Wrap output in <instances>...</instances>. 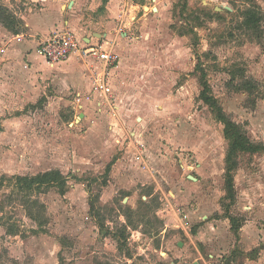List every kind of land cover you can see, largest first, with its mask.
Masks as SVG:
<instances>
[{
	"label": "rangeland",
	"instance_id": "374dc122",
	"mask_svg": "<svg viewBox=\"0 0 264 264\" xmlns=\"http://www.w3.org/2000/svg\"><path fill=\"white\" fill-rule=\"evenodd\" d=\"M111 1L123 10L115 21L121 50L114 94L95 95L90 109L99 119L95 101L121 107L124 133L138 134L153 155L152 180L111 135L101 143L82 127L73 131L68 123L83 109L52 108L47 98L55 86L36 85L31 61L0 53V176L57 170L68 178L65 194L52 188L41 196L48 234L34 235L21 206L6 204L5 220L21 233L9 235L0 225V264H264V151L239 155L228 204V142L200 84L204 74L226 115L264 146V0ZM249 5L263 14L261 40L242 27ZM245 79L258 84L255 93L241 89ZM92 91L93 80L85 93ZM9 191L0 189V201ZM92 200L108 233L90 213ZM121 205L134 210L130 221L137 226L128 229L123 249L114 238L127 224ZM178 216L182 226H164Z\"/></svg>",
	"mask_w": 264,
	"mask_h": 264
},
{
	"label": "crops",
	"instance_id": "0c3cea01",
	"mask_svg": "<svg viewBox=\"0 0 264 264\" xmlns=\"http://www.w3.org/2000/svg\"><path fill=\"white\" fill-rule=\"evenodd\" d=\"M0 6L8 8L19 21L14 30L0 25V45L2 47L0 53L13 59L12 61L16 59L31 61L34 67L31 71L33 77L30 78H34L36 85L55 86V95L47 98L52 108L54 106L61 110L60 105L68 103L76 106L73 110L83 109L82 113L77 114L74 120L68 123L69 127L73 131L78 129L77 127H82L87 138L94 135V139L101 143L107 141L108 136L111 135L115 139L116 146L120 147V153L130 156L143 172L144 179L147 182L151 181L150 172L153 171L155 163L152 160L153 155L149 156L150 152L146 145L139 140L138 134L124 133L122 118L119 116L121 107L112 103L114 106L111 109V104L95 101V107L100 113H103L99 119L93 116L90 109V103H93L92 99L97 94L110 100L113 98L112 76L120 63V57L116 50H121L120 43L117 45L115 21L118 19V15L123 13V10L114 8L111 0L109 2H105V0H0ZM67 31L77 36L82 47L103 44L104 50H111L118 55V63L105 71L103 61L93 56L83 58L80 54H73L67 60L59 63H49L39 53V45L51 36ZM116 46L117 48H115ZM103 75H105L110 88L108 94L95 90V81L102 78ZM92 80V93H85L89 90ZM60 93H71L74 94V97L64 99ZM109 109L110 114L107 115L106 110ZM81 114L83 117L78 119ZM138 157H141V160H137ZM119 162L120 160L117 161V165L120 164ZM196 170L200 173L202 165L198 164ZM186 178L194 180V183L201 182V179L195 175L187 174ZM160 213L162 214L163 210L157 214ZM178 213L180 212L178 211ZM178 217V220L174 219L172 222L169 218L163 220L164 226L167 228L182 226L185 223V218ZM252 263L256 264L257 262L252 260Z\"/></svg>",
	"mask_w": 264,
	"mask_h": 264
},
{
	"label": "trees",
	"instance_id": "16d2710c",
	"mask_svg": "<svg viewBox=\"0 0 264 264\" xmlns=\"http://www.w3.org/2000/svg\"><path fill=\"white\" fill-rule=\"evenodd\" d=\"M242 15V27L254 33V35L261 40L263 37L261 27L263 14L261 9L257 5H249L242 11ZM18 23L19 21L16 20L15 16L8 8L0 6V25L14 30ZM201 71V73H204V70ZM200 84L203 87L201 99L212 108L216 120L224 126V136L228 142V151L225 159L226 183L228 189L227 199L228 204H231L234 201L232 191L233 173L238 168L239 155L241 153L256 154L264 151V146L254 144L248 138L246 133L241 130V127L226 115L216 98L209 94V86L205 81L204 74L200 78ZM258 88L259 86L254 80L245 79L241 84V89L248 93H255ZM67 187L68 178L57 170H52L35 176H0V189H10L9 192L3 194V198L0 201V222H3V224L0 225L6 226L9 235L17 236L21 233L19 225L11 224L5 220L6 204L17 202L23 209L25 216L36 226V228L31 230L32 233L34 235L48 234L47 209L45 203L41 200V196L46 194L52 188L60 190L63 195L66 193ZM101 209L102 208L98 206L95 201L92 200L90 202V213L99 218L97 222L100 230L108 233L110 230L106 227V219L101 215ZM118 211L124 218H126L127 222V224L121 225L119 234H114V238H116L119 243V249H123L128 246V229H131V227L132 229H137V226H133L130 221L134 210L128 206L121 205L119 206ZM230 221L232 222V225L235 222L233 218H231ZM233 228L235 229L234 225ZM128 255L129 259H132L131 254Z\"/></svg>",
	"mask_w": 264,
	"mask_h": 264
},
{
	"label": "built area",
	"instance_id": "2783aa9c",
	"mask_svg": "<svg viewBox=\"0 0 264 264\" xmlns=\"http://www.w3.org/2000/svg\"><path fill=\"white\" fill-rule=\"evenodd\" d=\"M103 47V44L85 45L82 47L77 36L67 31L55 34L42 42L39 45L38 51L52 64L65 61L73 54H80L83 58L93 56L103 61L105 71H107L118 63L119 57L111 50H104ZM95 90L104 94L110 93L105 75L95 81ZM137 160H141V157H138Z\"/></svg>",
	"mask_w": 264,
	"mask_h": 264
},
{
	"label": "water",
	"instance_id": "95a60500",
	"mask_svg": "<svg viewBox=\"0 0 264 264\" xmlns=\"http://www.w3.org/2000/svg\"><path fill=\"white\" fill-rule=\"evenodd\" d=\"M154 11H157V10H154ZM83 117V114H81L80 116H79V118L78 119H81ZM192 179H194L193 177H191ZM195 180V179H194ZM195 264H199L198 262H196Z\"/></svg>",
	"mask_w": 264,
	"mask_h": 264
}]
</instances>
